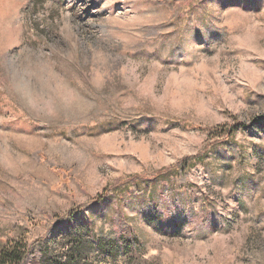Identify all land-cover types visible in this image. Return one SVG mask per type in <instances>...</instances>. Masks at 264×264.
<instances>
[{
    "label": "rangeland",
    "instance_id": "1",
    "mask_svg": "<svg viewBox=\"0 0 264 264\" xmlns=\"http://www.w3.org/2000/svg\"><path fill=\"white\" fill-rule=\"evenodd\" d=\"M18 246L264 264V0H0V250Z\"/></svg>",
    "mask_w": 264,
    "mask_h": 264
},
{
    "label": "trees",
    "instance_id": "2",
    "mask_svg": "<svg viewBox=\"0 0 264 264\" xmlns=\"http://www.w3.org/2000/svg\"><path fill=\"white\" fill-rule=\"evenodd\" d=\"M101 200H99L100 202ZM9 207H11L10 204H8ZM74 215V212L68 213L66 216H63L58 220L57 222H62L64 220L69 219ZM56 225V222L50 227L51 229ZM118 227L120 229V232L125 233L123 231H126L124 223H118ZM35 250H39L38 247H36ZM34 249L28 248V246H22V247H12L11 249H2L0 250V264H25L28 260L29 256L35 252Z\"/></svg>",
    "mask_w": 264,
    "mask_h": 264
}]
</instances>
